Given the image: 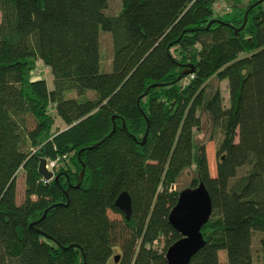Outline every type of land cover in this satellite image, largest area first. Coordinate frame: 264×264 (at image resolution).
I'll list each match as a JSON object with an SVG mask.
<instances>
[{"label":"trees","instance_id":"1","mask_svg":"<svg viewBox=\"0 0 264 264\" xmlns=\"http://www.w3.org/2000/svg\"><path fill=\"white\" fill-rule=\"evenodd\" d=\"M216 1L122 0L108 14L109 0H0V264H168L175 184L192 166L188 186L204 181L213 212L188 264H222L221 249L228 264H264V0H232L228 18ZM203 110L220 134L214 174L196 140Z\"/></svg>","mask_w":264,"mask_h":264},{"label":"water","instance_id":"2","mask_svg":"<svg viewBox=\"0 0 264 264\" xmlns=\"http://www.w3.org/2000/svg\"><path fill=\"white\" fill-rule=\"evenodd\" d=\"M145 137L146 135L144 140ZM46 163L47 158L42 157L39 162V171L43 178L46 180L58 179L59 173L49 169ZM83 173L84 168L81 170V176ZM116 204L125 212L127 218H130L132 198L127 190H122L119 193ZM212 212V196L203 180L195 186H186L180 190L177 202L169 212V220L182 235L166 249L168 264H188L190 262L191 257L205 243L202 227L209 220ZM115 259L118 260V254Z\"/></svg>","mask_w":264,"mask_h":264},{"label":"rangeland","instance_id":"3","mask_svg":"<svg viewBox=\"0 0 264 264\" xmlns=\"http://www.w3.org/2000/svg\"><path fill=\"white\" fill-rule=\"evenodd\" d=\"M241 3L246 2L247 0H240ZM232 2V0H231ZM230 5V9L226 8V1L225 0H217L215 9L216 12L220 13L225 18L231 17L237 10L238 6L234 5L233 2ZM122 6V0H109L108 7L106 12L108 14H116L120 11ZM0 20H1V11H0ZM100 50H101V68L103 70H110L112 67V57H113V39L112 34L110 31L104 30L100 28ZM33 76V73H31ZM35 75H40L35 73ZM43 75L48 83L49 87H53V74L49 70L44 72ZM220 86L224 95L225 104L229 105V91H228V82L227 79H224L220 82ZM75 94V90H69L68 95ZM89 94H93L92 91H89ZM65 126L63 120L56 116V123L55 128H62ZM213 132V122L211 115L203 110L202 111V125L196 131V140L197 142H204L206 143V149L209 157L210 162V170L211 173L214 174L216 172V153L215 148L219 141L220 134L217 133L215 139H210ZM246 170V165L242 166L239 169V174L244 173ZM194 166L185 168L180 176L177 179L175 187L178 189H182L188 185H190L191 180L193 178ZM24 171L20 169L17 173V199L21 201L25 195V182H24ZM114 215V214H113ZM260 235V231H258ZM259 235L255 234L253 237V249L254 253L256 254L257 248L259 247ZM220 253V260L222 264H228L227 253L225 249H221Z\"/></svg>","mask_w":264,"mask_h":264},{"label":"built area","instance_id":"4","mask_svg":"<svg viewBox=\"0 0 264 264\" xmlns=\"http://www.w3.org/2000/svg\"><path fill=\"white\" fill-rule=\"evenodd\" d=\"M47 71V68H45L44 66H42V64H38L37 67L34 69V73H40V72H44ZM57 164V160L56 159H51V160H47L46 166L53 170L55 172V166ZM46 180V179H45ZM50 180V179H49ZM46 180V181H49Z\"/></svg>","mask_w":264,"mask_h":264}]
</instances>
